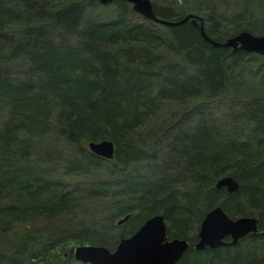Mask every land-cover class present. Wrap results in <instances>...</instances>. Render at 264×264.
Here are the masks:
<instances>
[{"label": "trees", "instance_id": "1", "mask_svg": "<svg viewBox=\"0 0 264 264\" xmlns=\"http://www.w3.org/2000/svg\"><path fill=\"white\" fill-rule=\"evenodd\" d=\"M97 1L0 0V264H90L73 258L74 244L113 248L154 213L163 214L167 234L193 243L216 204L231 216H258V230L233 245L189 246L175 264H264V91L234 116L223 109L236 124L245 120L240 130L219 124L211 110L190 126L175 120L205 92L226 90L230 56L240 64L253 52L215 46L189 21L146 19L126 0L109 2L114 15L98 20ZM191 1L190 12L217 40L253 28L244 21L222 32L221 8L208 11L202 0ZM238 1L226 0L228 8L235 10ZM152 5L164 19L185 15ZM86 11L90 18L83 17ZM58 27L63 33L50 38ZM63 35L76 36L85 55L69 45L62 51ZM21 57L24 66L15 67ZM164 104L176 107L165 115L178 133L172 142L181 166L177 176L166 172L147 181L131 164L147 162L144 132L159 127ZM104 138L114 143L109 159L87 145ZM181 139L188 142L180 148ZM226 174L238 181L236 191L215 187ZM80 212L91 222L74 223L71 214ZM126 213L119 228L115 217Z\"/></svg>", "mask_w": 264, "mask_h": 264}, {"label": "water", "instance_id": "2", "mask_svg": "<svg viewBox=\"0 0 264 264\" xmlns=\"http://www.w3.org/2000/svg\"><path fill=\"white\" fill-rule=\"evenodd\" d=\"M99 1L105 4L112 0ZM126 1L134 11L154 22L174 25L189 21L215 46L231 47L232 50L240 48L264 55V32L257 34L243 29L224 40H217L206 33L200 15L186 13L180 19L169 20L155 14L151 0ZM88 148L105 158L114 155V143L111 139L89 140ZM214 185L216 188L224 187L228 192L236 191L239 186L235 177L229 174L219 176ZM128 217L129 214H125L117 223ZM258 224L259 218L255 215L231 216L222 205L216 204L205 212L199 223L197 240L190 244L185 237L167 234L163 214L154 213L145 218L129 235L121 237L113 248L105 244L84 242L75 244L71 253L75 260L90 264H175L189 245L196 249L233 245L248 233L256 232Z\"/></svg>", "mask_w": 264, "mask_h": 264}, {"label": "rangeland", "instance_id": "3", "mask_svg": "<svg viewBox=\"0 0 264 264\" xmlns=\"http://www.w3.org/2000/svg\"><path fill=\"white\" fill-rule=\"evenodd\" d=\"M48 1L52 2L53 0H48ZM151 1L152 2L155 1L158 5L170 6L174 8L175 11L179 14H183V13L186 14V12L187 13L190 12L191 7L195 6L192 4L191 0H188L187 2H184V0H151ZM201 3H203V5L208 9V11H211V9L220 10L221 8V10L219 11L220 14L218 13V17H219L218 28L222 32H226V31L234 32L235 27L237 25H241V23L244 21H248V23H250L248 27L250 28L253 27L252 29H250L252 32L257 34L264 32V0H239L238 3L236 4V8H235L236 11L228 8L226 0H217L216 2H212V0L210 1L202 0ZM90 4H95V3L92 2ZM198 7L200 6L198 5ZM92 10L95 11L94 18L100 17L98 20L112 17L115 13V7L111 3L101 4L99 2V4H97L96 7L93 8ZM250 14H252L254 18H249L247 16ZM89 16L90 15L87 13V11L83 15L84 18H88ZM58 31L55 32V30H51L48 36H50V38L52 37L53 39H55L54 37L55 34L60 35L61 33H63L61 32V29H59V27H58ZM63 36L64 37L61 38L60 40V45L62 46L61 50L63 49V46L69 45L70 48L80 52L81 55L83 56L85 55L81 47V44L74 41V39L77 38L76 36H74L75 38L74 37L69 38L66 35ZM251 54L254 55L253 59L250 60V56L247 55L243 63L240 64L236 62L235 58L230 56L226 60L228 66L232 67L230 69L229 68L227 69L228 70V74H227L228 81L226 84L227 91L222 90L220 92L221 94H217V95H211L210 92H205L204 93L205 97L202 99V101L198 103H191L188 106L189 109L187 108L188 111L186 113L179 114L175 118V120L177 121L180 120V123H183L186 126L188 125L190 126L191 124L193 125L196 122L198 116H200V112L203 111L206 113H210L208 111L211 110L212 112L210 114H215L216 112L218 120H222L221 122L218 121L219 124L223 125L226 123L227 124L226 128H229V130L243 129L244 123H246L245 120L243 119L238 120L236 124V122L233 119L234 113L237 112L238 114L239 112L243 111L244 110L243 105H245L246 107L247 100H250L255 97L261 98V95H263V91H264V56H259L260 54L255 52ZM14 61H16L15 67L24 66V60L22 59V57L17 58ZM261 63H263L262 66L258 68ZM230 72L233 75H235L236 77L234 78L238 79V81H240L241 83L240 82L237 83L236 80L230 78L232 76L230 75ZM16 78H20V76ZM190 102L191 100L187 101L186 99L187 104H189ZM222 105L223 107H221ZM224 108H227L226 112L231 110L233 116H231L229 113L225 115L223 113ZM171 109L175 110L176 107L174 105L168 106L167 104H164L163 109L160 110V112H162L161 113L162 117L159 116L161 118L159 122L160 123L159 127L156 128V130L153 131L152 133L144 132L145 136L148 135L146 138H144V147L147 152V155H145V158L143 157L144 159H147V162L144 160V161H140V163H136L135 165L134 163L131 164L132 166L131 169L134 168V170H132L133 173H137L138 171V173L144 175V178L147 181L154 180V178L157 179V176L159 174H163L166 172L170 174L172 173L173 176H177L176 175L177 172L175 170L179 169V167L181 166V165H177L174 161V159H176L177 151H178L177 141L174 142L173 140L172 142V137L174 136V134H178V133L170 128L173 119L171 118L170 120H167L166 119L167 115H165V113L168 114ZM185 130L187 132V128L184 127V131ZM164 133H166V137H164L163 135ZM187 142L188 141L186 139H181L179 147L181 148V146L183 145L182 143H187ZM153 153L155 154L154 155L155 157L152 156ZM182 188H184V186ZM133 201H134L133 199L130 200L126 199L124 203L133 202ZM92 216H94L93 212H92ZM122 216L123 215L115 217V221H114L115 225L119 226V228L125 227V224L122 225V223L121 224L116 223V220H118ZM87 217H90L89 214L85 213L83 215L82 212H80V214L78 213L71 214V219L74 223L77 221L81 222L83 220H85V222L88 223L91 222L87 220L88 219ZM105 235L108 236L107 232H105ZM113 235H116V231L115 233H113Z\"/></svg>", "mask_w": 264, "mask_h": 264}, {"label": "bare ground", "instance_id": "4", "mask_svg": "<svg viewBox=\"0 0 264 264\" xmlns=\"http://www.w3.org/2000/svg\"><path fill=\"white\" fill-rule=\"evenodd\" d=\"M127 219H128V218H127ZM127 219H126V220H127ZM259 223H260V221H259ZM244 237H245V236H244ZM240 239H241V238H240Z\"/></svg>", "mask_w": 264, "mask_h": 264}]
</instances>
